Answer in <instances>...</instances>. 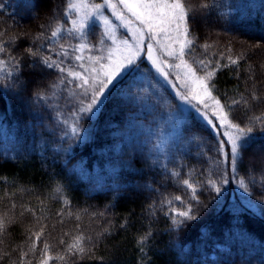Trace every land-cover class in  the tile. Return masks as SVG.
<instances>
[{
	"label": "trees",
	"instance_id": "1",
	"mask_svg": "<svg viewBox=\"0 0 264 264\" xmlns=\"http://www.w3.org/2000/svg\"><path fill=\"white\" fill-rule=\"evenodd\" d=\"M66 3L0 0V39L11 56L23 61L19 72H13L16 84H0V213L8 211L14 220L0 236V264H18L21 248L31 243L30 230H39L37 218L45 226L43 240L55 245L52 255L64 253L60 239L71 243L80 233L93 237L89 255L69 256L67 264H264V132L257 126L250 134L235 173L218 167V135L194 113L182 110L176 94L142 58L139 71L127 76L121 92L114 90L99 112L79 120L74 136V113L83 99V89L76 87L80 82L67 83L71 77L66 73L25 52L39 49L41 55L80 70L71 49L69 56L57 55L58 46L44 38L56 20L70 27ZM190 3L196 38L192 57L226 64L219 55L226 48L234 55L247 50L239 66L217 71L213 95L223 102L253 87L264 92V48L253 47L264 44V0ZM204 3L208 7H201ZM41 33L44 37L36 39ZM62 36L60 43H78L67 32ZM87 39L85 52L104 56L110 41L99 25ZM204 44L212 45L207 53ZM0 59L7 56L0 54ZM250 64L255 65L254 76ZM62 76L65 83L52 89ZM38 91L46 98L37 100ZM262 111L264 104L247 110L234 107L233 118L243 127ZM173 170L179 177L171 175ZM225 171L228 183H218L219 192L209 188L207 180H218ZM241 178L249 192L239 186ZM183 179L196 185L199 204L180 183ZM176 195L184 205L162 203ZM187 205L197 218L177 229L172 209ZM145 234L148 238L139 243ZM38 246L42 249L43 242ZM29 259L39 264L41 255Z\"/></svg>",
	"mask_w": 264,
	"mask_h": 264
},
{
	"label": "snow or ice",
	"instance_id": "2",
	"mask_svg": "<svg viewBox=\"0 0 264 264\" xmlns=\"http://www.w3.org/2000/svg\"><path fill=\"white\" fill-rule=\"evenodd\" d=\"M201 7L206 8L208 4L204 3ZM105 9L111 10L115 20L121 22L118 27L126 29V38L119 40V42L115 36L117 27H114L113 20L105 15ZM193 12L194 8L190 0H116V2L101 0L100 3H96L94 0H67L64 14L68 17L70 27L65 26L62 21L56 20L51 25L50 36L44 37V34L41 33L36 39L44 37L57 45L59 48L57 55L62 52L65 56H69V49H71L72 58L80 62L78 67L81 71L65 67L62 60L58 61L52 59L51 56L41 55L39 49L26 48L25 52L31 57H37L39 63L47 68L66 73L67 77H71L67 83L80 82L76 87L83 89V99L79 101L80 107L74 113L76 121L71 127V132L75 136L80 131L79 120L86 115H95L99 112L105 98L111 95L114 90L121 92L127 76L139 71L137 62L142 59L141 53L146 45L148 60L156 73L162 76L165 81H168L170 75L169 71L164 70L165 67L168 69L174 67L180 70L177 75L179 77L182 73L181 87L184 90H178L177 95L181 101L191 105L207 125L217 133L219 137L217 152L220 157L216 161L217 166L225 165L235 173L243 160L242 152L248 139H251L250 134L256 130L257 126L264 132V111L259 115L250 116L248 123L242 127L241 123L236 122L233 118V109L242 106L247 110L255 104H264V92L253 87L251 91L246 90L240 93L238 99L233 98L223 102L213 95L215 90L213 81L217 71L229 66H239L245 58L247 50L234 55L231 48H226L224 52L219 53L223 59L227 60L226 64L221 60L195 59L192 57L191 53L196 45V38L191 31ZM96 25L104 27V36L109 37L115 47H109L106 57L88 56L89 66H86L83 53L90 47L87 39L88 32ZM64 32H67L69 38H75L78 43H60L59 40L64 38L62 36ZM14 39V37L9 38V40ZM201 47L207 53L212 45L204 44ZM253 47L264 48V44H257ZM154 51L158 53L155 57L153 56ZM0 54L7 56V60L0 59V84L5 80H11L12 83L6 86L10 88L18 80V77L13 78V72H19L23 61L8 53V44L3 39H0ZM161 54L168 60L162 59ZM175 61H179V63H175ZM9 66L11 71H8ZM260 68L264 73V63H261ZM249 69L254 76L255 65L250 64ZM249 78L252 79V77ZM65 80L66 78L62 76L58 83L54 82L50 87L56 89L60 84H64ZM173 87L176 85L173 84ZM34 96L37 100H43L46 98V93L38 91L34 93ZM193 100L197 103L192 104ZM171 175L179 177L180 173L173 170ZM180 183L191 191V199L199 204L196 185L190 179H183ZM218 183H228L227 171L218 180L211 178L207 180L208 187L216 192L220 191L217 186ZM238 184L245 192H249V186L243 178L238 181ZM56 191L59 193L61 189L57 187ZM173 201H179L181 205L185 203L180 195L173 196L162 203L171 206ZM67 203L65 200V204ZM11 208H16L15 203L11 205ZM24 211H32V209L24 208ZM172 211L174 212L172 225L177 229L183 227L186 222L194 221L197 218L193 215L191 205L185 206L183 210L172 209ZM33 215H35L34 212ZM68 215H72V213H68ZM76 219H80L79 215L76 216ZM13 222L14 220L8 211L0 213V236L4 235L8 225ZM36 224L40 225L39 230L34 232L30 230L29 239L31 243L26 248H21L18 264H32L29 257H34L37 252L41 255L39 264H50L51 261L55 260L67 264L69 256L82 259L89 255V242L93 237L83 233L76 235L71 243L60 239L59 244L66 245L64 253L57 252L52 255L55 245L43 240L45 226L40 224V218H37ZM147 238L148 234H145L140 238L139 243H143ZM41 242H43L42 249L38 246Z\"/></svg>",
	"mask_w": 264,
	"mask_h": 264
},
{
	"label": "rangeland",
	"instance_id": "3",
	"mask_svg": "<svg viewBox=\"0 0 264 264\" xmlns=\"http://www.w3.org/2000/svg\"><path fill=\"white\" fill-rule=\"evenodd\" d=\"M94 2L96 3H100L101 0H94ZM113 2H116V0H113ZM122 7V6H121ZM105 15L109 17V19L113 20V26L114 27H117V31L115 32V36L117 37V42H119V40L121 39H124L126 38L125 36V33H126V29L123 28V27H118L120 25V21H117L115 20V18L112 16V13H111V10L109 9H105ZM102 29H103V32L105 31L104 30V27L102 25H99ZM109 39V47H115L114 45H112V40L108 37ZM108 48H106V51L104 52V56L106 57L107 54H108ZM83 55L85 56V64L86 66H89V63L87 61V57L88 56H92V55H89L87 54L86 52L83 53ZM156 55H158V53L156 51L153 52V56L155 57ZM162 56V54H161ZM95 57V56H93ZM141 57L143 58V60L145 62H147L148 66L151 67L156 75V77L160 78V80L162 81V83H164L167 87H169L177 96L178 100H179V104L180 106L182 107V110L184 112H188V111H191L192 113H194L196 116H198L202 121H204L202 119V117L192 108L191 105L183 102L180 100L179 96L177 95V91H183L184 89L181 87V79H182V73L181 75L178 77L177 73L180 72L179 69H175L174 67L172 69H168L167 67H165V71H169L170 72V75L168 77V81H165L164 78L160 75H158L156 73V70L152 67V64L151 62L148 60V52H147V46L145 45L144 46V51L141 53ZM162 59L164 60H168L167 57H163L162 56ZM106 62V61H105ZM171 62V61H169ZM175 63H179V61H175ZM81 71V69L79 70ZM173 84L176 85V87H173ZM197 102L195 100L192 101V104H196ZM202 107V106H201ZM205 122V121H204ZM206 123V122H205ZM207 124V123H206ZM213 130V129H212ZM214 131V130H213ZM215 132V131H214ZM216 133V132H215ZM217 134V133H216ZM220 247H222L221 245H219ZM213 256V254H211Z\"/></svg>",
	"mask_w": 264,
	"mask_h": 264
}]
</instances>
